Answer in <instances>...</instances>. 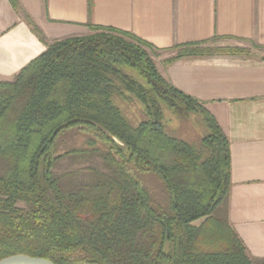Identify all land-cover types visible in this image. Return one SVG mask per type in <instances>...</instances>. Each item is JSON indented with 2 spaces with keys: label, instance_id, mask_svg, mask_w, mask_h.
<instances>
[{
  "label": "trees",
  "instance_id": "1",
  "mask_svg": "<svg viewBox=\"0 0 264 264\" xmlns=\"http://www.w3.org/2000/svg\"><path fill=\"white\" fill-rule=\"evenodd\" d=\"M89 27L90 35L48 44L0 82V260L26 254L56 264H264L249 255L227 216L230 141L217 118L161 75L152 44ZM203 44L179 47L178 57L240 52ZM132 101L146 116L136 126L124 108ZM165 107L198 115L205 134L195 142L171 135ZM68 137L82 143L64 150ZM67 157L99 158L106 170L91 168L87 180L65 188L55 167Z\"/></svg>",
  "mask_w": 264,
  "mask_h": 264
},
{
  "label": "crops",
  "instance_id": "2",
  "mask_svg": "<svg viewBox=\"0 0 264 264\" xmlns=\"http://www.w3.org/2000/svg\"><path fill=\"white\" fill-rule=\"evenodd\" d=\"M17 1L0 0V82L14 79L48 44L90 35V24L130 32L158 49L161 75L202 102L228 137L227 216L249 255L264 259V0ZM199 42L240 52L178 57L179 47Z\"/></svg>",
  "mask_w": 264,
  "mask_h": 264
},
{
  "label": "rangeland",
  "instance_id": "3",
  "mask_svg": "<svg viewBox=\"0 0 264 264\" xmlns=\"http://www.w3.org/2000/svg\"><path fill=\"white\" fill-rule=\"evenodd\" d=\"M124 108L125 114L132 125L136 126L142 120H145L146 116L143 107L137 101L124 104ZM165 124L167 131L171 135L186 139L189 142L198 141L205 134V127L201 118L194 113H191L188 117H182L165 107ZM81 140L80 138L74 140V138L68 137L65 139V144L62 148L65 150L66 148L80 144L82 143ZM91 168L102 171L106 170L104 162L99 158L85 160L77 159L76 157H67L56 165L55 173L59 177H63V185L65 188H73L89 178ZM151 186L161 191V186L157 181H152ZM217 214L219 216L223 215L220 212Z\"/></svg>",
  "mask_w": 264,
  "mask_h": 264
},
{
  "label": "water",
  "instance_id": "4",
  "mask_svg": "<svg viewBox=\"0 0 264 264\" xmlns=\"http://www.w3.org/2000/svg\"><path fill=\"white\" fill-rule=\"evenodd\" d=\"M0 264H56V263L42 257H34L26 254H17L0 260Z\"/></svg>",
  "mask_w": 264,
  "mask_h": 264
}]
</instances>
